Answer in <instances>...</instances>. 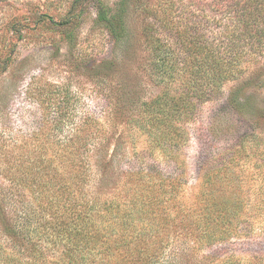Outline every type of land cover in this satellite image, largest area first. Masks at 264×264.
<instances>
[{"label": "trees", "instance_id": "1", "mask_svg": "<svg viewBox=\"0 0 264 264\" xmlns=\"http://www.w3.org/2000/svg\"><path fill=\"white\" fill-rule=\"evenodd\" d=\"M135 9L148 51L145 73L160 89L146 100L135 96L139 110L126 117L124 127L146 133L149 143L178 145L179 124L216 98L226 82L259 65L255 77L264 76V0H118L97 14L115 44ZM240 90L232 91L230 106L244 104ZM251 138L254 146L239 140L226 158L210 165L188 198L178 196L183 172L121 170L114 166L117 143L109 157L105 149L95 161L88 152L100 151V143L68 144L73 157L24 167L0 192V264H238V253L200 250L245 234L255 213L264 219V175L250 204L225 166L249 151L263 162L261 135ZM250 259L264 264L260 256Z\"/></svg>", "mask_w": 264, "mask_h": 264}, {"label": "rangeland", "instance_id": "2", "mask_svg": "<svg viewBox=\"0 0 264 264\" xmlns=\"http://www.w3.org/2000/svg\"><path fill=\"white\" fill-rule=\"evenodd\" d=\"M117 1L0 0V192L24 167L73 157L68 144L83 140L100 143V151L88 152L90 161L105 149L109 157L117 143L114 166L121 170L150 167L164 176L183 172L178 176L182 179L178 196L188 198L204 182V171L226 158L239 140L254 146L251 134L256 132L264 142V76L255 77L262 71L260 65L226 82L216 98L200 105L192 119L182 121L176 146L163 139L149 143L146 133L125 128L126 117L139 110L135 96L149 99L160 87L145 73L148 51L137 9L127 17L119 44L98 21V12ZM235 88L241 89L244 104L232 107L229 98ZM248 153L233 156L225 166L251 204L263 184L264 160ZM248 223L245 234L200 252H235L240 255L238 264H251L252 256L264 259V219L255 213Z\"/></svg>", "mask_w": 264, "mask_h": 264}]
</instances>
